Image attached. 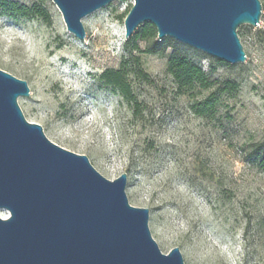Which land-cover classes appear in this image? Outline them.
Returning a JSON list of instances; mask_svg holds the SVG:
<instances>
[{"label":"rangeland","instance_id":"obj_1","mask_svg":"<svg viewBox=\"0 0 264 264\" xmlns=\"http://www.w3.org/2000/svg\"><path fill=\"white\" fill-rule=\"evenodd\" d=\"M6 1L42 10L24 17L0 7V69L27 82L29 95L17 99L25 119L105 178L125 173L128 202L149 210L162 253L178 247L184 264H264V0L258 26L237 29L244 62L224 65L185 44L210 87L178 94L166 70L170 49L148 54L139 42L147 79L127 77L138 114L99 78L125 59L133 0L84 17V40L51 0ZM208 97L213 107L197 115Z\"/></svg>","mask_w":264,"mask_h":264},{"label":"water","instance_id":"obj_2","mask_svg":"<svg viewBox=\"0 0 264 264\" xmlns=\"http://www.w3.org/2000/svg\"><path fill=\"white\" fill-rule=\"evenodd\" d=\"M51 1L84 40L82 19L112 0ZM261 11L260 0H133L125 38L148 22L158 39L236 64L246 59L237 29L258 26ZM28 95L25 80L0 69V264H184L178 247L160 251L149 210L129 204L125 173L105 178L25 119L17 99Z\"/></svg>","mask_w":264,"mask_h":264},{"label":"trees","instance_id":"obj_3","mask_svg":"<svg viewBox=\"0 0 264 264\" xmlns=\"http://www.w3.org/2000/svg\"><path fill=\"white\" fill-rule=\"evenodd\" d=\"M0 7H7L9 11H14L24 17L33 13L42 15V10L37 9L33 11L24 5H17L15 2H8L6 0H0ZM141 41L146 42V46L142 50L144 53L164 54L170 49L166 70L173 77L178 94H184L195 84L204 88L210 87L212 84L208 73L186 52L188 46L170 37L158 39L156 28L152 24L145 22L134 30L130 38L125 40L126 54L125 59L120 63V67L116 70H105L99 76L105 85L115 88L129 104L133 105L134 114H138L139 107L127 77L132 73L137 77L147 79V75L141 68L140 58L136 54L140 52L139 42ZM216 61L229 65L218 59ZM131 65L133 68L129 70L128 67ZM226 89L233 90L234 86L230 82H226ZM212 101L210 97L204 99L203 102L194 107V112L199 116H207V112L213 107Z\"/></svg>","mask_w":264,"mask_h":264},{"label":"bare ground","instance_id":"obj_4","mask_svg":"<svg viewBox=\"0 0 264 264\" xmlns=\"http://www.w3.org/2000/svg\"><path fill=\"white\" fill-rule=\"evenodd\" d=\"M6 214H7V211H6V213H5V216H3L2 218H6V217H7Z\"/></svg>","mask_w":264,"mask_h":264}]
</instances>
